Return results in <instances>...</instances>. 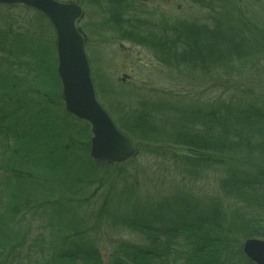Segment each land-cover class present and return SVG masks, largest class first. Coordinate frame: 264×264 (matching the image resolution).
<instances>
[{
    "label": "trees",
    "instance_id": "1",
    "mask_svg": "<svg viewBox=\"0 0 264 264\" xmlns=\"http://www.w3.org/2000/svg\"><path fill=\"white\" fill-rule=\"evenodd\" d=\"M89 1L120 41L158 62L173 59L210 81L214 70L233 71L241 84L224 103L210 98L209 85L204 96L186 91L160 101L127 94L109 75L110 59L94 58L107 111L139 151L98 164L90 125L63 109L55 52L42 33L50 20L0 6L12 14L0 12V264H251L244 240H264V85L256 91L244 74L264 68V28L234 0H190L208 13L190 23H170L160 11L156 22L144 20V2ZM148 158L171 160L170 172L155 174L154 198L148 188L138 193L142 181L154 186ZM165 181L172 193L166 184L158 189ZM102 227L140 241L112 243L106 261L97 246Z\"/></svg>",
    "mask_w": 264,
    "mask_h": 264
},
{
    "label": "rangeland",
    "instance_id": "2",
    "mask_svg": "<svg viewBox=\"0 0 264 264\" xmlns=\"http://www.w3.org/2000/svg\"><path fill=\"white\" fill-rule=\"evenodd\" d=\"M132 2L142 3L144 2L146 5L144 9H146V13L143 14L144 20H151L157 21L156 15L157 12H162L168 14L164 19L169 21L170 23L177 21L180 22H191L190 19L198 18L204 20L207 17V12L204 10L195 7V3H192L190 0H131ZM240 8H245L248 12V16L253 23H257L259 26L264 28V0H234ZM60 2L68 3L71 2L79 4L84 12V16L82 20H80L79 27L83 31V33L87 37V41L85 42L86 45V55H88L89 65L91 66V77L94 79L95 83V75L98 74L97 66H94L92 62H94V58H105L108 57L110 59V68L109 75L115 80L119 81V88H122L124 92L132 93L134 96H141L146 97L150 95H157L158 98L161 100H167V95H172L169 99L175 98L178 99L177 93L183 94L184 92H193L196 91L204 96V93L207 91L210 95V98H218L217 101H222V103L226 102L229 97H231L232 90H235L241 83L236 81L238 79V75H235V72H225L224 75H218L217 71L214 70V74L212 73L213 79L210 80H202L203 73L200 71H195L197 73H188L186 74L183 71L182 66L178 65V63L171 59L169 65H165L160 63L156 60L154 54L144 48L141 45H135L129 43L128 41L123 42L119 40L117 33H113L106 24L104 25V16L101 15L100 12H97V8L90 4L89 0H60ZM9 7V6H8ZM25 9L31 10V8H26L21 6ZM10 10V9H9ZM8 9L0 8L1 14L8 13ZM33 10V9H32ZM140 10V9H139ZM11 11V10H10ZM15 15L23 14L26 15L27 18L32 19L35 17L37 12L33 11H24L21 9H16ZM142 13V10H140ZM17 14V15H18ZM38 14V13H37ZM8 15H12L8 13ZM177 20V21H176ZM190 20V21H189ZM49 21V20H48ZM229 22L225 24L226 27L229 26ZM47 31L42 32L48 36L49 41L54 49V57L55 62H58L57 57V35L54 28V25L50 22V24L46 27ZM157 28V27H153ZM156 30V29H153ZM153 32V31H152ZM36 33V32H35ZM155 33V32H154ZM40 30L35 34L39 35ZM158 35V34H156ZM232 73V74H230ZM189 79H188V78ZM245 78H249L255 81L253 85L254 89L258 91L260 89V85H264V68H257L251 69L244 74ZM243 77V79H244ZM218 79V80H217ZM190 80L193 84L190 83ZM264 92V88L262 90ZM62 92V91H61ZM207 93V92H206ZM62 94V93H61ZM97 94L99 100L104 104L106 110H109V99L106 97H102L99 94L98 87H97ZM208 98V95H206ZM204 99V98H203ZM61 100V95H60ZM63 102V100H62ZM208 102H213L211 99ZM207 107H210L207 104ZM64 109V103H63ZM211 109V108H209ZM111 111V110H110ZM113 111V110H112ZM111 111L112 119L114 120L115 124L118 128L119 119L116 116L115 112ZM109 112V111H107ZM50 125H46V129H49ZM124 134V132L121 130ZM52 144V148L54 144ZM135 144V142H134ZM136 145V144H135ZM137 148V146H136ZM170 163L171 160L164 161H157L152 160L150 158L147 159L145 166L147 169H150L154 172L153 175V182L154 179L162 177L165 169L170 172ZM169 164V165H168ZM163 167V168H162ZM173 170V169H172ZM157 176H156V175ZM166 175V174H165ZM172 176V174H171ZM169 180V179H167ZM170 181V180H169ZM165 181L161 184H158L159 188L161 189L162 184H166L165 188H169L167 190L168 193H172L171 191L175 190V185H172L171 182ZM148 182V181H147ZM140 186L142 188L139 190V194L144 196V190L147 188L150 190L151 196L154 198L157 193L160 194L161 192L156 191V185L154 182V186L151 187L148 183L144 181L141 182ZM178 186H182L183 188L185 185L183 183H179ZM164 188V190H165ZM182 188V190H183ZM163 190V191H164ZM1 192V189H0ZM137 192V191H136ZM148 194V193H146ZM1 196V195H0ZM152 199V198H149ZM37 221V220H36ZM42 222H36L35 226H41ZM102 235L103 241L102 244H97L100 252L103 254L104 260L108 261V251L110 254L114 250L112 249V243H121V242H131L137 243L140 241L133 233L126 231V230H113L108 231L107 228L102 227ZM115 246V245H114ZM112 249L113 251H111Z\"/></svg>",
    "mask_w": 264,
    "mask_h": 264
},
{
    "label": "water",
    "instance_id": "3",
    "mask_svg": "<svg viewBox=\"0 0 264 264\" xmlns=\"http://www.w3.org/2000/svg\"><path fill=\"white\" fill-rule=\"evenodd\" d=\"M0 5H22L45 15L57 35V76L61 83V100L70 115L88 122L92 134L90 155L96 163L121 164L138 156L134 142L118 130L109 113L96 98L91 66L86 55L87 37L79 29L84 12L79 4L56 0H0ZM244 253L254 264H264V240H247Z\"/></svg>",
    "mask_w": 264,
    "mask_h": 264
},
{
    "label": "bare ground",
    "instance_id": "4",
    "mask_svg": "<svg viewBox=\"0 0 264 264\" xmlns=\"http://www.w3.org/2000/svg\"><path fill=\"white\" fill-rule=\"evenodd\" d=\"M56 68H57V66H56ZM58 77V76H57ZM60 80V79H59ZM61 84V83H60ZM93 84H94V88H96V98H97V100H98V103L101 105V107L103 108V109H105V107H104V104L99 100V98H98V94H97V87L95 86V83H94V79H93ZM62 93V92H61ZM64 103V102H63ZM64 105H65V103H64ZM106 110V109H105ZM107 111V110H106ZM72 116V115H71ZM73 117V116H72ZM74 119H76L75 117H73ZM78 120V119H77ZM84 122V121H83ZM86 123V122H85ZM88 123V122H87ZM89 124V123H88ZM247 240H250V239H245L244 240V242H243V247H242V254H243V258L244 259H247L248 260V262H250L251 264H254L253 262H251L250 261V258H249V256L247 255V254H245L244 253V246H245V242L247 241ZM176 249H179L178 247L176 248ZM73 251H70V253H72Z\"/></svg>",
    "mask_w": 264,
    "mask_h": 264
}]
</instances>
